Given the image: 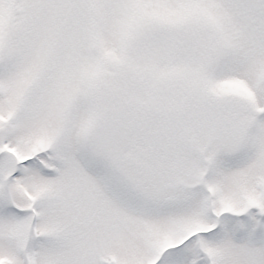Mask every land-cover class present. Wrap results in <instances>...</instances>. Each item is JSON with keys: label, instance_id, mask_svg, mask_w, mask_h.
<instances>
[{"label": "snow or ice", "instance_id": "1", "mask_svg": "<svg viewBox=\"0 0 264 264\" xmlns=\"http://www.w3.org/2000/svg\"><path fill=\"white\" fill-rule=\"evenodd\" d=\"M0 264H264V0H0Z\"/></svg>", "mask_w": 264, "mask_h": 264}]
</instances>
